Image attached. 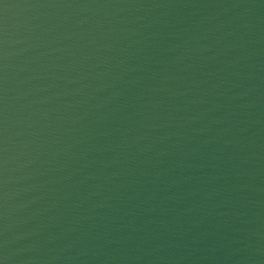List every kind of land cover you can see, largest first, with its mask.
I'll return each instance as SVG.
<instances>
[{
  "label": "water",
  "instance_id": "95a60500",
  "mask_svg": "<svg viewBox=\"0 0 264 264\" xmlns=\"http://www.w3.org/2000/svg\"><path fill=\"white\" fill-rule=\"evenodd\" d=\"M0 264H264V0H0Z\"/></svg>",
  "mask_w": 264,
  "mask_h": 264
}]
</instances>
